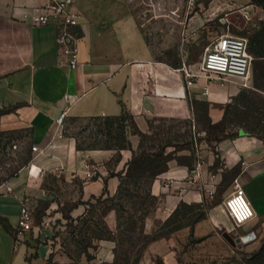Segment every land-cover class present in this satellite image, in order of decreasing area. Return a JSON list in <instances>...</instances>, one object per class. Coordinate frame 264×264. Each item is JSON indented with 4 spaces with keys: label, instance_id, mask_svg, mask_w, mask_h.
Wrapping results in <instances>:
<instances>
[{
    "label": "crops",
    "instance_id": "0c3cea01",
    "mask_svg": "<svg viewBox=\"0 0 264 264\" xmlns=\"http://www.w3.org/2000/svg\"><path fill=\"white\" fill-rule=\"evenodd\" d=\"M46 1L0 0V108H10L0 112V135L26 129L31 145L39 150L31 152L28 166L0 181V264H113L115 243L106 238L94 241L88 257L83 253L76 261L70 259L46 217L37 222L33 216L32 229L19 232V200L29 195L36 206L49 199L42 181L45 174L59 166L63 167L62 179L80 183L79 197L83 201L113 195L118 189L119 179L114 173L119 168L112 166V170L107 164L117 151L78 150L75 141L64 136L56 124L60 113L66 111L65 122L67 118L117 116L127 111L144 131L147 119L154 116L194 121L189 101L195 98L207 101L209 118L218 122L238 85L231 81L207 82L200 76L196 83L186 86L174 68L155 59L128 6L110 0L104 6L96 5V0H85L84 5L83 0H75L81 16L74 29L78 37L77 64L70 67L58 49L56 22L34 25L23 19L24 12ZM204 86L208 94L203 93ZM129 139L134 148L137 139L134 135ZM215 146L222 168L236 169L218 200L219 179L204 178L206 182L202 183L214 188L211 195L193 191L191 187L198 185L197 180L187 181L188 167L176 161H170L167 170L154 179L152 194H164L165 206L171 211L180 198H215L207 219L195 225V235L218 228L239 238V243L253 245L258 234L264 233V138L240 134L221 138ZM118 153L126 162L132 152L122 149ZM86 162L95 165L96 173L84 180ZM234 178L254 212L237 228L222 205L233 190ZM176 188L179 196L174 195ZM85 214L84 209H73L67 219H82ZM55 215L61 218L59 212ZM108 223L113 231L115 227ZM251 231L254 237L243 241L242 236ZM149 252L153 256L166 255L162 240L154 241Z\"/></svg>",
    "mask_w": 264,
    "mask_h": 264
},
{
    "label": "rangeland",
    "instance_id": "374dc122",
    "mask_svg": "<svg viewBox=\"0 0 264 264\" xmlns=\"http://www.w3.org/2000/svg\"><path fill=\"white\" fill-rule=\"evenodd\" d=\"M84 1L81 5L85 4ZM110 1L128 6L155 59L174 68L185 85L183 69L197 74L204 47L220 35L243 36L254 51H259L261 56L254 60L250 87H240L235 80H228L238 88L227 101L222 119L218 122L209 118L207 101L193 98L189 104L194 121L154 116L147 119V127L142 131L133 114L127 112L124 121L107 120L105 116L67 118L60 128L64 136L75 141L80 151H117L107 164L111 169L118 166L116 173L124 174L123 181L130 189L134 187L127 168L132 156L140 154L143 158H152L151 154L162 151L172 157L170 161L188 167L190 175L187 181L198 182V185H192L193 191L211 195L214 188L202 182H206L204 178L219 179L221 184L215 197L218 200L236 169L222 168L216 141L240 134L264 138V0ZM110 1L94 2L104 6ZM198 77L194 76L191 84L196 83ZM130 135L137 139L134 148ZM28 137L26 129L0 135V181L30 164L32 145ZM121 146L125 148H119ZM122 149L132 152L126 162L120 160L118 152ZM95 169L94 164L86 162L84 180L93 178ZM62 170L63 167L59 166L56 171L44 175L42 187L49 199L36 204L33 216L37 222L47 218L63 252L73 261L83 253L88 257L94 241L106 238L116 245L113 264H264L262 232L253 245L231 242L218 228L209 234L195 235V225L207 219L215 198L208 201L205 197L197 200L180 198L172 204V211L165 206L164 194L146 200L134 194L121 197L116 191L113 195L102 194L83 201L79 197L80 183L76 181L72 184L62 179ZM153 181L150 178L139 180L138 195L143 196L148 191L152 194ZM163 184L166 187L168 183ZM174 195H180L179 188L175 189ZM73 209H84L86 214L82 219L69 220L67 217ZM55 212H59L61 218H56ZM108 222L115 227L113 231L109 229ZM158 240H162L166 255L147 253L148 247Z\"/></svg>",
    "mask_w": 264,
    "mask_h": 264
},
{
    "label": "built area",
    "instance_id": "2783aa9c",
    "mask_svg": "<svg viewBox=\"0 0 264 264\" xmlns=\"http://www.w3.org/2000/svg\"><path fill=\"white\" fill-rule=\"evenodd\" d=\"M75 2V0H47L44 4L34 6L23 13V19L30 24L45 25L52 21L56 22L58 49L70 67H75L77 64L78 37L74 29L79 25L81 16ZM253 59V55L248 50L247 38L223 34L211 40L204 47L198 73H189L183 69V77L187 86L191 84L190 80L194 76H202L207 82L217 80L224 84L228 80H235L240 87H250ZM203 93L208 94L206 86L203 87ZM65 117L66 111L64 110L56 119V124L60 128L64 124ZM31 149L39 151L35 145H32ZM32 168L33 166L29 171H32ZM19 204V232L29 231L32 229L34 200L29 195H24L19 200ZM224 208L237 227L254 215L237 178L233 180V191L224 200ZM253 237L254 233L251 231L246 234L243 241Z\"/></svg>",
    "mask_w": 264,
    "mask_h": 264
},
{
    "label": "trees",
    "instance_id": "16d2710c",
    "mask_svg": "<svg viewBox=\"0 0 264 264\" xmlns=\"http://www.w3.org/2000/svg\"><path fill=\"white\" fill-rule=\"evenodd\" d=\"M260 3V2H259ZM262 4V3H260ZM264 7V4H263ZM248 50L253 55V63L256 57H260L259 51H254L251 47L250 43L248 42ZM264 60V59H263ZM252 70L253 64H252ZM253 75V74H252ZM10 110V108H0V112H5ZM127 111H123L120 115L117 116H105L107 120H121L124 121V118L126 117ZM129 145V144H128ZM142 141L139 144V148L141 149ZM119 148H125V146H121ZM153 157L143 158L140 156V154H135L132 156V158L128 162V168L127 171L129 172V178L131 179V183L133 185V189H130L127 186V183H125L124 180V174H121V172L116 173L120 179L117 194L121 197H131L132 194H134L137 197H141L143 199H155L156 196L151 194L150 191L146 192L145 195H138V189L139 187V180L143 178H150L151 180L155 179L159 174L163 173L167 170L169 161L172 159V157L169 154H164L162 151L158 152L157 154H151ZM127 177V175H125ZM133 191V192H131ZM123 192V193H122ZM112 200V199H111ZM131 204H135L134 202H131ZM121 206L120 204H118ZM131 219V216H130ZM199 218H197L195 221H197ZM132 220V219H131ZM133 221V220H132ZM119 228V227H117ZM111 233V232H110ZM114 252L116 253V245Z\"/></svg>",
    "mask_w": 264,
    "mask_h": 264
},
{
    "label": "water",
    "instance_id": "95a60500",
    "mask_svg": "<svg viewBox=\"0 0 264 264\" xmlns=\"http://www.w3.org/2000/svg\"><path fill=\"white\" fill-rule=\"evenodd\" d=\"M224 236L228 239V240H230L231 242H236V243H239L240 242V240H239V238H235V239H233V238H231V236L228 234V233H224Z\"/></svg>",
    "mask_w": 264,
    "mask_h": 264
},
{
    "label": "bare ground",
    "instance_id": "6f19581e",
    "mask_svg": "<svg viewBox=\"0 0 264 264\" xmlns=\"http://www.w3.org/2000/svg\"><path fill=\"white\" fill-rule=\"evenodd\" d=\"M223 211L225 212V214L228 216V214H227V212H226V210H225V208H224V206H223ZM229 217V216H228ZM234 226H236L235 224H234ZM236 228H237V226H236ZM242 238H244V236H242ZM242 240V239H241Z\"/></svg>",
    "mask_w": 264,
    "mask_h": 264
}]
</instances>
